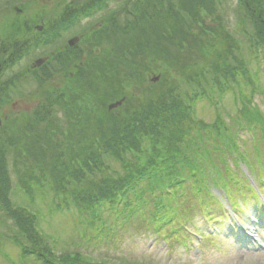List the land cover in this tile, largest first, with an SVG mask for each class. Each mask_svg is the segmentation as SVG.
<instances>
[{
	"label": "trees",
	"instance_id": "1",
	"mask_svg": "<svg viewBox=\"0 0 264 264\" xmlns=\"http://www.w3.org/2000/svg\"><path fill=\"white\" fill-rule=\"evenodd\" d=\"M230 2L56 0L55 12L43 6L30 16L25 4L24 13L6 19L0 28V79L5 80L0 81V106L13 101L25 84L36 83L41 95L30 113L9 118L0 128V251L7 239L19 248L21 259L11 264H113L80 252L58 255L39 228V214L18 205L15 194L32 201L37 194H51L56 209L73 207L83 236L94 231L108 237L110 213L122 228L140 220L159 238L183 244L190 241L192 211L183 208L187 200L199 199V210L208 220L228 212L212 183L234 209L247 192L259 199L242 168L255 174L239 153L238 134L228 136L220 116L207 124L195 115L200 100L231 90L239 74L255 86L247 77V62L237 55L241 43L229 30L230 10L250 49L256 55L261 51L264 59V0H236L235 6ZM42 20L44 28L38 31L35 26ZM79 26L81 37L74 47L46 55L40 68L8 75ZM208 75L215 76L216 88ZM122 99L121 106L108 110ZM239 101L238 120L260 131L264 141V117L243 92ZM207 128L230 146L243 176L228 161H222L225 169L214 165L203 142ZM211 165L216 171L207 174ZM259 167L264 192L263 160Z\"/></svg>",
	"mask_w": 264,
	"mask_h": 264
},
{
	"label": "rangeland",
	"instance_id": "2",
	"mask_svg": "<svg viewBox=\"0 0 264 264\" xmlns=\"http://www.w3.org/2000/svg\"><path fill=\"white\" fill-rule=\"evenodd\" d=\"M230 3L231 6H235L236 0H231ZM25 4L29 5L27 15L31 16L43 6H46V9L50 13L55 12L53 7L56 6V0H0V28L9 16L18 14L16 13L17 11H15L16 7L20 8L21 5ZM22 13L24 12L22 11ZM229 16V30L241 43V49L237 50V55L247 62V67L249 69V75L247 77L252 79L255 86L253 87L251 83L245 82L244 75L239 74L237 78L231 82V90H227L220 96L217 93H213L210 97L206 95L208 98L200 100L195 107V115L207 124L218 121L220 116L223 119V123L220 125H222L223 129L224 127L228 128L226 134L230 136V133L232 138L235 134H238L239 139L237 144L240 146L239 153H244L245 159L248 163H251L255 172V177H257L263 172L259 167V161H264V141L261 138L260 131L253 132L245 126V121H243L242 124L238 120L240 117L239 109L242 107L239 97H241V93L243 92L245 96L251 99V106L257 108L264 117V59L261 51L256 55V53H253L254 50L250 49V42L248 38L241 33L240 27H238V19L235 17L232 10L229 11ZM95 19L98 20L99 17L94 18V21H84L83 27L88 23H94L96 21ZM42 24H44L43 20L36 24V26H41ZM2 36L3 34L0 32V39L3 38ZM70 36H73V32H66L53 46L48 48L44 47L42 50L43 54H39L40 58H45L47 57L46 55L63 47ZM2 41L3 40L0 42V47ZM37 58V56L27 58V60L18 65L19 67L16 68L15 71L12 70L10 75H13L14 72L22 68L30 66ZM157 77L160 78L159 76ZM208 77L212 79L211 85L216 88L217 83L215 80L213 81L215 76L210 77V75H208ZM152 80L155 82L158 81L154 77ZM239 85H241V87H239ZM22 90L24 93L23 97L15 99V95H13L14 101L9 103L4 102L0 106V111L5 105V108L13 113L10 118L19 117L21 113H30L40 102L41 95L36 83L26 84ZM236 97L238 100H236ZM12 102H16L17 106L20 108L14 110ZM111 109L114 110L116 107ZM2 118L3 117H1L0 123H2ZM239 122L243 129H240ZM2 125L3 124H0V128L3 127ZM215 135L214 129L210 128L205 129V132L202 133L203 142L208 148L207 152L209 151L214 165L217 168L225 169L222 161H228L231 168L237 170L238 174L243 176L239 167H236L233 162L234 156H232L230 152V146L224 144L225 140L219 141ZM201 146L202 143H200V147ZM10 163L12 164V158H10ZM116 166L118 169L120 168L118 165ZM242 168L244 169V166H242ZM215 171L213 165H211L207 170V174L211 172L215 173ZM222 172L224 173L225 171ZM246 172L247 171H245V173ZM12 179L15 183L16 176L13 175ZM211 187L213 190L220 189V192L222 190L213 183ZM235 193L238 194L239 192L235 190ZM146 196L150 200L155 201L154 195L152 196L146 193ZM12 198L18 205L28 207L39 214V228L50 235V244L54 250L57 251L58 255L67 252H80L94 260H103L104 262L113 264H118V261L124 260H135L136 262H145L148 264H264V223L258 224V222H260V217L264 216V210L260 211L259 217L257 218V216H254L252 213V210L256 209L257 205L252 204V202H250L251 204L249 206L245 208L241 207V210L238 211L245 221V232L250 235L248 238L242 236L244 241H241L237 238L239 235H242L240 227L236 226L234 232H230V235H227L226 232L230 229L229 220H225L220 226L215 225L219 223H207L201 216L198 205L199 199L193 198L192 200H187L183 208L191 207L193 225L190 228L192 233L201 229L212 235V240L208 238V240H204L203 243H199L200 241H195L198 233H194L192 236L194 247L188 254L180 242L171 238L166 244L162 238L154 235L143 221L140 220L131 223L126 228H122L118 226V224L115 225L113 223L115 216L108 213L106 216L107 229L105 235L109 234V236H96L93 231L89 232L86 237L82 235V226L74 208L72 207V211H68V209H56V203H54L51 194L45 197L42 196V194H37L33 201L29 197L25 195L21 197L19 194L13 195ZM213 209L218 212L216 207H213ZM248 210L250 214L247 213ZM218 227L221 229V232H225L224 235L218 236L215 234L219 230ZM110 228H113V230ZM19 252V248L14 243L7 239L2 240L0 264H11V261L21 263ZM5 255L8 257L7 259Z\"/></svg>",
	"mask_w": 264,
	"mask_h": 264
},
{
	"label": "flooded vegetation",
	"instance_id": "3",
	"mask_svg": "<svg viewBox=\"0 0 264 264\" xmlns=\"http://www.w3.org/2000/svg\"><path fill=\"white\" fill-rule=\"evenodd\" d=\"M0 81H4V78H1ZM12 106L14 107V110H17L20 108L19 106H17L16 102L13 103ZM2 108H3L2 111H0V117L2 116L3 118L9 117L11 113L5 108V105Z\"/></svg>",
	"mask_w": 264,
	"mask_h": 264
},
{
	"label": "water",
	"instance_id": "4",
	"mask_svg": "<svg viewBox=\"0 0 264 264\" xmlns=\"http://www.w3.org/2000/svg\"><path fill=\"white\" fill-rule=\"evenodd\" d=\"M40 29H42V27H40ZM74 43H75V39H71V40L69 41V44H70V45H74ZM43 62H44V60L39 59V60L36 61L35 65H36V66H40ZM119 104H121V103L118 102V103L112 104V105H110V108L116 107V106L119 105Z\"/></svg>",
	"mask_w": 264,
	"mask_h": 264
}]
</instances>
